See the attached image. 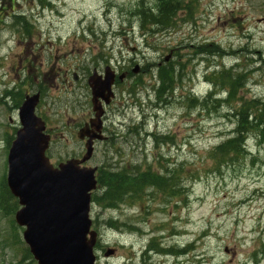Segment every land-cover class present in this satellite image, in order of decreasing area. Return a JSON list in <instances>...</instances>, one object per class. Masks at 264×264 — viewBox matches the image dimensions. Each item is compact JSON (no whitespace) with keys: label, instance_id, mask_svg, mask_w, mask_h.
<instances>
[{"label":"rangeland","instance_id":"374dc122","mask_svg":"<svg viewBox=\"0 0 264 264\" xmlns=\"http://www.w3.org/2000/svg\"><path fill=\"white\" fill-rule=\"evenodd\" d=\"M138 1L0 0V183L6 141L19 127L18 108L5 90L40 94L35 113L52 136L47 156L57 165L85 153L76 132L92 116L87 79L111 66L126 75L105 108L107 140L94 145L86 166L166 172L176 186L171 198L149 190L140 200L144 211L91 206L100 233L98 264H142L140 252L154 237L161 247L187 252L152 255L147 264H264V135L250 134L246 154L221 166L208 156L231 137L238 98L264 101V0H182L193 1L192 18L178 12L183 20L174 29L153 33L140 27ZM205 44L226 55L194 54ZM168 64L177 71L166 100L154 92L155 69ZM222 68L245 74L233 104L213 109L188 101L200 102L211 89L205 74ZM109 218L133 227L110 231ZM12 222L0 209V264H36ZM106 248L114 249L108 259L99 251Z\"/></svg>","mask_w":264,"mask_h":264},{"label":"water","instance_id":"95a60500","mask_svg":"<svg viewBox=\"0 0 264 264\" xmlns=\"http://www.w3.org/2000/svg\"><path fill=\"white\" fill-rule=\"evenodd\" d=\"M167 60V59H165ZM137 73V67L133 70ZM122 79V76L119 77ZM114 74L105 69L104 77L94 71L87 83L91 92L94 118L79 129V140L86 138L85 154L53 167L45 152L50 138L44 122L35 115L39 95L26 96L18 108L20 128L7 154L6 186L17 199L14 222L24 228L22 240L36 264H94L96 235L90 232V193L95 190V168L80 167L93 152L94 141H103L100 100L107 105L113 96ZM111 254V251L106 254Z\"/></svg>","mask_w":264,"mask_h":264},{"label":"trees","instance_id":"16d2710c","mask_svg":"<svg viewBox=\"0 0 264 264\" xmlns=\"http://www.w3.org/2000/svg\"><path fill=\"white\" fill-rule=\"evenodd\" d=\"M154 2L155 4L152 7L145 5L143 0H139L137 3L135 14L139 17L140 27L143 30L147 28L153 33L157 30L169 31L174 29L176 21L183 20L177 15L178 12L184 14V20L192 18L191 2L193 1L154 0ZM14 20L22 21L25 27H27V21L24 18L14 17ZM194 54L214 57L226 55L222 49L214 44L201 45L196 48ZM155 71L158 82V87L154 89L156 97L162 98V96H164L167 100L173 88L174 75L177 68L168 64L160 68L156 67ZM243 76L245 77V74L243 75L238 73V71H233L232 68H222L219 72L212 71L206 75L205 80L212 87L213 91L204 96L200 102L190 98L188 101L192 103L197 102L198 106L202 108L212 106L213 109L221 102L233 104L237 96V91H240L243 87ZM17 90L12 89L11 91L4 92L5 98L9 97L14 101L16 107L19 106L23 99V95L17 93ZM219 91L226 93L224 101L213 98L214 93ZM243 99L244 98H238V104L231 110V114L235 121L231 137L214 146L209 152V158L215 162L217 166L225 164L232 158L237 159V157L244 156L246 154L245 140L250 134L258 133L260 136L264 135V101L253 98ZM166 100L164 102H166ZM11 140L12 138L7 139V146H9ZM171 180L176 181V178H173V174L170 177L166 172L159 175L153 173L149 169H147V171H139L138 168H123L118 170L100 168L97 174L98 191L97 194L93 196V202L109 209H115L126 200L131 203L141 200L146 190L150 188L157 189V191L164 194V196L166 195L171 198L175 194L174 188L176 186V183L172 184ZM17 208V201L11 197L3 178L0 183V209L6 214L13 215ZM125 226L130 228L128 224ZM149 248L156 251L159 250L155 242H151ZM161 250L160 252L162 253L174 252V249H169L168 251ZM175 252L177 254L179 252L184 253L185 249ZM25 253L28 255V250L26 248Z\"/></svg>","mask_w":264,"mask_h":264},{"label":"flooded vegetation","instance_id":"af4514ba","mask_svg":"<svg viewBox=\"0 0 264 264\" xmlns=\"http://www.w3.org/2000/svg\"><path fill=\"white\" fill-rule=\"evenodd\" d=\"M128 74V73H127ZM105 114V113H104ZM103 114L101 121H102V128H101V133L104 135L107 131H106V127H105V123L103 122V118L105 117V115ZM92 117V116H91ZM91 117H89L86 121L84 120L82 122V126H84L90 119ZM47 133L49 134V131H47ZM50 135V134H49ZM50 138L52 139V136L50 135ZM103 250V249H100ZM102 252V251H101ZM103 254V253H102ZM98 264V263H97Z\"/></svg>","mask_w":264,"mask_h":264},{"label":"bare ground","instance_id":"6f19581e","mask_svg":"<svg viewBox=\"0 0 264 264\" xmlns=\"http://www.w3.org/2000/svg\"><path fill=\"white\" fill-rule=\"evenodd\" d=\"M165 93V92H164ZM164 95V94H163Z\"/></svg>","mask_w":264,"mask_h":264}]
</instances>
